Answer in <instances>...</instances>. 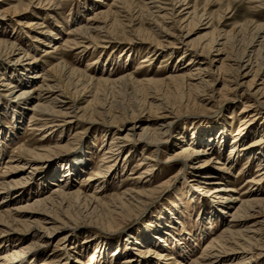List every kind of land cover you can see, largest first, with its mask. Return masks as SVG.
<instances>
[{
	"label": "rangeland",
	"instance_id": "1",
	"mask_svg": "<svg viewBox=\"0 0 264 264\" xmlns=\"http://www.w3.org/2000/svg\"><path fill=\"white\" fill-rule=\"evenodd\" d=\"M178 1L180 3L177 0H0V112L3 114L0 117V183L2 176H6L7 181L27 178L23 186L12 189L20 193V198L12 200L10 209L29 206L52 196L59 189L56 187L58 181L59 185L65 184L62 175L69 170L78 150L87 152L88 159V165L65 187L74 198L68 196L71 199L67 198L52 210L59 221L53 239L46 247H38L37 256L29 258L26 264H156V261L206 264L202 258L206 247L219 240L224 230V211H233L234 206L239 207L243 201L253 198L250 197L252 191L260 190L264 199V182L248 184L250 178L258 175L256 159L228 158L231 142L243 122L249 132L244 135L245 144L264 140V71L254 78L258 69L255 63L253 69L237 77L234 68L235 59L247 54L245 48L253 39L255 27H264V0H186L187 5H183L184 0ZM107 11L118 13V17L114 14L113 18H118L124 27L116 25L100 33L92 31L89 40L77 37L74 31L88 27L91 22L88 19H96L97 14ZM166 13L172 16L164 18ZM237 31L241 32L235 38ZM219 36L222 38L220 45L231 39L224 48L226 51L220 55L214 50L209 56L202 54V47ZM72 40L79 45L70 49L67 41ZM49 45L55 47L50 49ZM254 48L249 51L257 53L258 48ZM47 50L54 53H47ZM192 58L195 64L189 65ZM220 59L210 66L211 61ZM61 62L70 70L93 77L94 84L79 95L72 89L64 91L66 83L54 69ZM228 67L231 74L225 72ZM205 69L208 72L202 71ZM188 71L198 75L190 81L192 85L200 80L203 83L214 80L215 83L208 89L195 85L190 92L185 87L181 90L182 80L171 78L188 75ZM23 72L28 73L30 84L16 90L5 87L8 82L20 86L23 79L18 76ZM39 73L46 75L35 79ZM150 79L156 83L142 82ZM47 86L56 89L46 91ZM24 90L34 97L26 106L18 99ZM201 90L206 92L194 105L196 91ZM39 94L44 97L35 99ZM55 97L65 102L62 111L71 107L75 112L78 110L79 119H73L71 124H66L42 143L40 140L48 131L36 132V126L33 129L36 121L30 123L31 109L43 104L60 111L59 105L63 103L53 104ZM187 100H190L189 105ZM13 102L26 108H18L22 117L18 120L19 126L10 111ZM150 102L169 107L174 113L172 119H165L163 110L150 112ZM120 119L125 120L121 122ZM165 123L171 125L159 144L147 146L140 140L143 128L161 130ZM132 128L136 133L130 140L122 141L119 157L105 164L103 149L112 144L113 138L123 139L130 134ZM205 134L221 137L227 143L224 151L213 156L216 168L228 169L217 177L223 184L221 187L205 185V179L200 177L203 171L185 168V162L178 157L188 144L184 138L188 141ZM58 143L63 148L52 150L37 160L34 169L31 165L15 169L31 159V152L53 148ZM201 147L203 145L196 146L197 149ZM229 161L234 164L229 165ZM111 163L110 169L105 168ZM147 166H153L149 177L151 184L139 179ZM105 172L108 176L99 178V173ZM196 181H201L200 188L193 192ZM217 187L232 190L231 194L240 202L232 209L222 206L213 210L212 199ZM142 190L150 194L142 205L120 217L105 220L107 210H114L121 199H128ZM198 194H205L204 200ZM42 208L27 212H41ZM27 214H17L14 218L27 222ZM260 218L249 220L247 226H252L256 220L263 224L264 214ZM33 221H38L36 214ZM20 222H15L19 232L25 230L26 225L31 226ZM41 227L32 224L31 232L43 235L45 230ZM45 228L53 229V226ZM148 231L150 237H160L163 231L170 237H160L161 242L138 250L134 242L142 239L139 241L146 243ZM129 235H134L136 240L131 242ZM4 236L0 230V253L15 245L21 249L38 241L30 233L12 238ZM166 243L168 246L162 248ZM232 247L226 246L227 249ZM240 251H228L222 264H241ZM262 252L253 264H264Z\"/></svg>",
	"mask_w": 264,
	"mask_h": 264
},
{
	"label": "bare ground",
	"instance_id": "2",
	"mask_svg": "<svg viewBox=\"0 0 264 264\" xmlns=\"http://www.w3.org/2000/svg\"><path fill=\"white\" fill-rule=\"evenodd\" d=\"M177 3H180V1L177 0ZM185 3H186V0L183 1V5H187ZM158 11H160V10H158ZM114 14L117 15V17H118V13L112 14V13H110V11L101 13L100 15L97 14L96 19H94V18H93L94 20L91 18L88 19V20H91V22L88 23L89 24L88 27L87 26L84 28L81 27L80 29H78L76 31H74V30H72V31H74V33L77 34V37L80 38V40L81 39L89 40V39H92V36H91L92 31L100 33L102 31L107 30L108 28H112L116 25L117 26H123L122 22L120 20L118 21V18H116V19L113 18L115 16ZM167 16H172V14L166 13L164 18H167ZM157 29H158V27H157ZM240 32H238L235 35L233 34L234 37L236 38L237 36H239ZM252 38L253 39L250 42V44H248V46L245 48L247 50V54H242V56L237 57L234 61L235 66H236L234 68H235V71L237 73L236 74L237 77H242L241 74L244 71H246L247 69L252 68L255 63L257 64L258 69H257V71H255L256 73H255L254 78L258 75V73L260 71H262V70L264 71V27L261 25H258L257 27H255L254 35ZM220 40H222V38H220V36H219V37L215 38L213 41H211L209 44L202 47V49H201L202 54L209 56L211 54L210 52L212 50H214L217 53H219V55H220L223 53L222 51H226L224 48L230 44L229 41L231 39L227 40L226 43L223 45L219 44ZM232 43H234V42H232ZM65 45L66 44H64V46ZM67 45L71 49V48H74L72 46H78L79 43L75 40H72L69 42L67 41ZM158 46H160V45H158ZM216 46H222L223 48L221 47L220 49H215ZM54 47L55 46L49 45L50 49H53ZM254 47L258 48L257 53L254 52L253 50L249 51V49L254 48ZM238 48H239V46H238ZM56 49L57 48H55V51H56ZM254 49H256V48H254ZM47 53H54V52L53 51L48 52V50H47ZM185 53L186 52H184V54ZM19 61H20V59L18 60V62ZM215 61L220 62L221 59L211 61L210 66L214 65L213 63ZM146 62H148V60H146ZM194 62L195 61L193 60V58L190 59L189 65H191L192 63L194 65L195 64ZM222 67H224V68L226 67L224 65V63H222ZM54 69L58 73H60V75L62 76L61 78L66 83V85H65L66 89H64V91L72 89L75 91L74 92L75 95H79L81 92L87 91L89 89V87L94 84L93 77L91 78L90 76H87L88 74H86V73L77 72V71L72 70V69L70 70L68 68V65L64 62L57 64ZM10 71L12 72V71H17V70L10 69ZM202 71L208 72L207 69L202 70ZM44 72L45 71H43V73ZM225 72L230 73L231 68L228 67V69ZM101 73H103V72H101ZM188 73H190V72L188 71ZM199 73H201V72L199 71ZM45 75L46 74L39 73L35 76V79H41ZM195 76L198 77V75H193L192 73H190V74L185 75V76L173 77L171 79L182 80V82L184 84H182L183 86H181V90H183L185 87L186 90L187 89L189 90V92L191 91V88H193L195 85H197V86L204 85L201 87H203V89L204 88L208 89L209 87L211 88V85L213 83H215L214 80H213V82H206V83H203V80H200V82L198 84L192 85V84H190L191 83L190 81H192V79H194ZM199 76H200V74H199ZM48 77H50V76H48ZM18 78L23 79L22 81H20L21 83L23 82L20 86L16 87L15 85L12 84L13 82H8L5 85V87L7 86L9 90H16V89L21 88L22 85L24 86L27 83L30 84V82H31L30 77H28V73L20 74L18 76ZM99 80H101V79H99ZM188 81H189V83H188ZM142 82L145 84L156 83V81H153L151 79L145 80ZM58 84H60V83H58ZM236 85L239 86V84H236ZM225 87L227 88L228 85H225ZM53 89H56V88L54 86H47L46 91L52 92ZM201 91H196L197 93L195 94V97H194L195 100L193 102L194 105L197 104L198 98H202L201 94L203 95V93L206 92L204 90H201ZM29 93H30L29 91L24 90V92L18 96V99L24 101L23 105H25V106L29 103L30 100H32V98H34V97L28 96ZM91 93H92V91H91ZM43 97H44L43 95L39 94L35 99L40 100L39 98L42 99ZM52 103L55 105H58L59 103L60 104L63 103V105H59L60 111H57L55 109V107L51 108L48 106H44L43 104H36L31 109V111L33 112V115L31 116L30 123L34 122V121H36V124L38 123L37 125L36 124L33 125V129L35 130L34 126H36L37 127L36 132L42 131L44 133L45 131H48L43 135L44 138L40 140L42 143L47 142V140H48L47 138H49L54 132L58 131L59 129L64 128L66 124H71L72 123L71 121L73 119L74 120L79 119V115L77 113L78 110L75 112L72 107L70 109H67L66 111H62V110H64V107L66 106V105H64V103H65L64 101H60L55 97L53 99ZM187 104L188 105L190 104V100H187ZM21 107H23V106L20 103H14V102L10 106V111H11L12 117L14 118L15 123H17L16 126H19L20 122H18V120L21 121V118H22L18 108H20L21 110L26 109V108H21ZM73 107H75V106H73ZM4 109L7 110V108H4ZM152 110H157V111L163 110V113L165 114V116H164L165 119L166 118L172 119V116L174 115L173 111L170 110L169 107H167L163 103H160L157 106H155L153 103H151L150 107H149V111L151 112ZM1 115H3V114L0 112V117H1ZM69 119H70V121H68ZM120 120L122 122V120H125V119H120ZM116 123H118V122H116ZM243 123H242V126L239 129L238 134L236 135L235 139L233 140V142H231L230 149H229L230 155L228 158H238L239 159L241 156H243V157L248 158L249 161H250V158H252L253 161H254V159H256V161L258 162L257 163L258 175L256 177L250 178L248 180V184L259 185L262 182H264V140L260 139L259 141H255V143H253V144H249V145L245 144L244 135L249 134V132L246 131L247 126H245V122H243ZM120 125H121V123H120ZM170 125H171V123H168L165 126L163 124L162 126H164V127L161 130H157V129L153 130V129H150L149 127H145L142 129V132L140 134V140L145 142L144 144H146L147 146H153L154 143H155L154 145L159 144L161 138L164 137L166 133H168V128L170 127ZM164 130H166V131L163 132ZM130 131H131L130 134H127L125 137L123 136L124 138L122 137L123 139L113 138L112 139L113 145L110 144L107 146V148L105 147L103 149V152H104V160L103 161L105 164L106 163L108 164L110 162H114L115 158L119 157L120 154L118 152L121 150L120 148L122 147L121 146L122 141L124 142V140H130V137L134 136L136 133L135 128H132ZM200 136L201 135H199V138H191V140H188V141H186L187 139L184 138V141L188 142V144L182 148V152L180 153V156H178V157L185 162L184 163L185 168H191V169L193 168V170H196L199 172L203 171V173H202L203 176L201 175L200 177H201V179H205L206 182H203V183H205V185H215V186L221 187L223 184L221 183V181H219V179L217 177L219 175L222 176L221 173H223V171L225 172V170H228V169H226V167L223 168L222 170L216 168L214 165L215 162H214L213 156L218 151H224L227 147L226 146L227 143L221 137H212L210 134L209 135L205 134L203 137H200ZM115 140H121V141L114 143L113 141H115ZM198 145H203V147L197 149L196 146H198ZM259 145H261V146H259ZM258 147H260L259 151H256V149ZM62 148L63 147H61V145L58 143V145L56 147H53V148L49 147V148H45L42 150L33 151L30 153L31 159L28 161L29 163L25 162V163H23L24 165H22L23 167H20V165H19L15 169H20V170L26 169L28 167V165H31L32 169H34V166L36 165L37 160H39L40 158H42L44 156H47V154L51 153L52 150H58V149H62ZM86 155H87V152H85L82 149L78 150L75 153V155L72 157V160L70 162V166L68 167L69 170L67 172H64L62 175L63 176L62 178H65V180L63 182L65 184L59 185L60 181H58V182L53 181L54 183L57 182L58 185L56 187H58L59 189L55 190L53 192L52 196H49L48 198H44V199H39L35 203L33 202L34 204L32 203L29 206L25 205V207H19V209H16V210L10 209L9 204L12 202V200H14V199L17 200V198H20V193L16 192V191L13 192L12 189L23 186L25 184L27 178L25 177V178H22V179L17 180V181H14V180L13 181H7V179L5 178L6 176H2L3 180L0 183V199H1L0 200V230H1V232L5 233L4 237H8V238H12V236H17L19 234L30 233V235L34 236L38 241L36 243H33L32 245H29V246L21 248V249L15 248L16 247V245H15V246H13V248H11V250H5L3 253H0V264H26L25 262L29 258H33V257L37 256L38 250H36V249L38 247H46V245L48 243H50V240L53 239V237H52L53 233L58 229V228H56V224H58V222H59L53 216L52 210L59 205L61 206L64 203V201L68 198V196H72L71 193H68V191L65 190V187H67L68 181L71 180V182H73L74 181L73 177H75L76 174H78L81 170H83L88 165V162H87L88 159L86 158ZM231 156H233V157H231ZM109 159H112V160L114 159V161L107 162ZM151 161H155V160H151ZM112 164L113 163L109 164L110 166H107L105 168L110 169L112 167ZM233 164L234 163H232V161L231 162L229 161V165L232 166ZM152 171H153V166H149L148 169L142 173V175L139 177V179L146 180L145 181L146 183L151 184L152 179L149 177H151ZM99 174H100L99 178H103V177L108 176L107 172H105L103 174L102 173H99ZM87 181H90V179ZM199 184H201V181H196V183L192 187L193 192H196L200 188ZM219 187H217L214 190L215 196L212 199V200H214V201H212L213 210L216 211V209L218 207H222V206L226 207L225 209H232V207L234 206L235 203L240 202L237 199H235V196L233 194H231L232 190L227 189V188L221 189ZM259 191L258 192L252 191V193L250 192L251 193L250 197H253V198H250L246 201H243V203L241 205L239 204L240 205L239 207L234 206L233 211H229V212L224 211L225 212L224 214L226 215L225 217H222L223 218L222 224H223L224 230L221 233V235L219 236V240L213 242V244H210L208 247H206V249L204 251V256L202 257L204 259L203 263H206V264H222L227 259L228 251H231L232 253H239V252H237V249L241 250L240 252L242 254V258H239V259H241V264H253V262L256 261V257L263 255L262 251H264L263 250L264 249V221H261V223H263V224H259L260 221L256 220L255 224L253 223L252 226H249V227L247 226L249 224L248 223L249 220L261 219L260 217H262V215L264 214V199L261 198V194ZM138 192L135 196L134 195L130 196L128 194L130 196L128 199H124V200L121 199V203L119 205H117L116 207H114V210H112V211L107 210L106 213L108 215L106 214L107 218L105 220H108V218L113 219L114 216L120 217V215H123L125 212L138 208L139 205H142L145 202V199H147V197L150 196L148 191L145 192V190H144L143 192H139V193ZM198 195H200V194H198ZM204 195H202V194L200 195L201 200H204V197H205ZM78 198H76V200ZM69 199H71V197L68 198V200ZM36 207H38V208L43 207V208H42L41 212H35V211L34 212H30V211L27 212L28 210L35 209ZM87 207H90L89 204ZM91 210H93V209H91ZM26 213H29V214H27V215H29V219H27V222H24V221L20 222L19 220L16 221L17 219L14 218L17 214L18 215L19 214L24 215ZM35 214L37 215L38 221H33V215H35ZM93 214H95V213H93ZM90 215H92L91 212H90ZM15 222H20L24 225L29 224L31 226L26 225L27 228L25 230L19 232L15 228ZM32 224H34V226H38V225L40 226L41 225L42 226L41 228L43 230H45V231H43L45 233L43 235L42 234L40 235L38 233L36 234L34 232L32 233L31 232L32 231ZM45 226H53V229H48V228L46 229ZM147 234H148L149 238L146 240V243L139 241L142 239H139L136 242H134V240H136L133 237L134 235H129V239L132 240L131 242H134L137 244L136 248H138V250H141L146 245H151V243L161 242L160 237H168V236L170 237V234L167 231L161 232L159 234L160 237H156V236L150 237L151 235H150L149 231ZM6 240H7V238H6ZM227 245H233V247L227 249L226 248ZM166 246H168L167 243L165 244V246H161V247L165 248ZM115 251L117 252L118 250H115ZM116 252L114 254H116ZM248 255H249V257H247ZM231 259L232 258H229L228 260H231ZM249 261H251V263ZM155 263L156 264H162L161 262H157V261ZM196 264H201V263H196Z\"/></svg>",
	"mask_w": 264,
	"mask_h": 264
}]
</instances>
